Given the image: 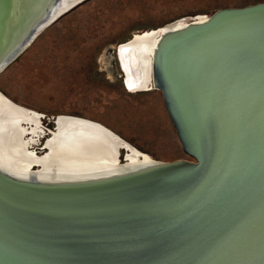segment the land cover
<instances>
[{"label": "water", "instance_id": "1", "mask_svg": "<svg viewBox=\"0 0 264 264\" xmlns=\"http://www.w3.org/2000/svg\"><path fill=\"white\" fill-rule=\"evenodd\" d=\"M86 1L0 0V73ZM160 28L151 90L190 161L0 166V264H264V2Z\"/></svg>", "mask_w": 264, "mask_h": 264}, {"label": "rangeland", "instance_id": "2", "mask_svg": "<svg viewBox=\"0 0 264 264\" xmlns=\"http://www.w3.org/2000/svg\"><path fill=\"white\" fill-rule=\"evenodd\" d=\"M260 2L264 0H87L46 28L0 73V92L42 115L41 132L38 125L37 142L30 146L37 155L46 153L47 130L64 115L102 125L152 160L190 161L164 115L159 91L131 93L123 86L116 48L179 19ZM129 49L125 58L132 71ZM125 152L120 150V159Z\"/></svg>", "mask_w": 264, "mask_h": 264}, {"label": "bare ground", "instance_id": "3", "mask_svg": "<svg viewBox=\"0 0 264 264\" xmlns=\"http://www.w3.org/2000/svg\"><path fill=\"white\" fill-rule=\"evenodd\" d=\"M174 22L182 26L186 20L179 19ZM160 29L135 35L129 41L119 44L117 46L119 55L116 48L122 79L125 78L127 87L132 90L131 93L151 90L150 59L157 44L158 33L162 31ZM126 49H129L132 61L133 58L135 61L141 58V62L139 61L141 79L138 78V71L128 69ZM132 51L137 55L134 56ZM68 117L72 116H58L56 130L52 131L49 136L51 138L45 143L47 152L44 155H37L30 150V146L36 141L33 137L37 134L39 125L38 113L14 104L0 92V166L11 173L28 172L34 165H41L43 159L51 158L113 169L118 167L119 147L126 151L127 163H135L137 157L150 160L124 140L127 145H123L119 136L102 125L83 118ZM74 123L78 126H74ZM26 135H31V138L26 139ZM41 170L40 166L39 171Z\"/></svg>", "mask_w": 264, "mask_h": 264}, {"label": "flooded vegetation", "instance_id": "4", "mask_svg": "<svg viewBox=\"0 0 264 264\" xmlns=\"http://www.w3.org/2000/svg\"><path fill=\"white\" fill-rule=\"evenodd\" d=\"M122 78V77H121ZM123 83V82H122ZM124 86V85H123ZM128 92V91H127ZM6 97V96H5ZM7 98V97H6ZM8 99V98H7ZM38 115H39V123H40V120H41V118H42V115L41 114H39L38 113ZM60 116H64V115H60ZM40 125V124H39ZM41 128H40V126L38 127V132L40 131L41 132V130H40ZM51 138V137H50ZM49 138V139H50ZM128 153V152H127Z\"/></svg>", "mask_w": 264, "mask_h": 264}]
</instances>
